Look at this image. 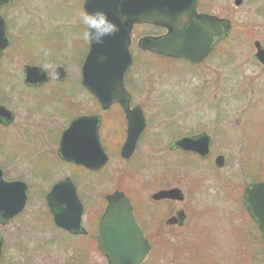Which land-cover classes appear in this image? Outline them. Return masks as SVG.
<instances>
[{
	"label": "rangeland",
	"instance_id": "374dc122",
	"mask_svg": "<svg viewBox=\"0 0 264 264\" xmlns=\"http://www.w3.org/2000/svg\"><path fill=\"white\" fill-rule=\"evenodd\" d=\"M81 1L15 0L4 10L14 11L12 17L8 16L12 18L9 22L14 38L2 59L0 71L1 83L9 79L16 82V89L12 85V94L7 95L10 98H5L6 105L18 113L13 127L19 124V116L25 115V107L11 97L14 94L27 96L31 103L36 94L39 95V91L26 89L22 84L24 64L45 62L43 64L50 72L61 65L67 71V79L72 82L70 86L62 84L43 88L44 97H41L36 106L32 105L34 112L31 111V117L26 116L29 118L26 122L30 121L28 127L31 131V144L15 138L11 133L13 127L0 130V137L6 136L9 140H5L6 146L0 148V166L6 177L26 179L34 170H38L44 183L48 182L44 190L38 187V182L36 185L31 182L27 202L30 208L42 205L40 196L53 182L65 176L71 177L85 206L84 222L100 216L105 205L103 195L115 189L125 191L133 202L141 200L151 206L149 200L151 201L150 195L154 191L161 187L181 186L185 193L182 201H175L171 209L168 204H162L161 208L156 206L165 213L163 218L170 215L169 210L172 213L176 209L185 208L188 213L187 223L193 224V232L204 234L215 241V254L219 259L217 264L235 263L236 258L232 255L233 238L240 237V242L235 247H242L246 251L253 248L247 236L251 233V225L232 219L233 216H229L228 212L235 207L239 211L236 203L240 202L243 187L256 174H252L253 169L248 164H251L254 156L263 157L264 154V146L258 150L253 149L251 138L247 139L250 140L247 144L244 138L237 135V127L248 117L245 113L252 108L253 99L254 106L258 105L255 104L258 99L261 100L253 90L264 87V79H245L253 70L245 63L251 54L249 41L252 38L244 33V30L248 31L254 25H264V0H242L239 5L235 4V0H200L202 6L206 4L208 13H217L216 15L231 20L232 32L227 43L223 44L224 50L230 49V54L234 56L236 51L239 52L236 60L226 59L224 53L220 60V55L213 54L202 65V73L198 70L199 67L191 68L183 62L158 60L150 54H143L136 47L140 33L136 31L132 35L133 62L125 74V85L131 94V102L141 106L146 127L129 160L123 159L119 154L124 139L118 135V125L123 116L121 109L113 106L108 111H99L97 101L80 85L79 69L87 51L86 41L78 28H82L79 22ZM233 26L248 38L239 39L240 35L237 37L238 33L233 31ZM28 37L33 45L37 43L35 46L39 49V54L27 58L25 55L24 58L21 53L23 49L19 45L23 44L25 47L24 42ZM23 39L26 40L22 43ZM206 67L218 68L219 75L212 71L206 72ZM57 87L60 90H56ZM55 91L63 94L58 97ZM55 110L59 114L54 113ZM93 112L102 115L99 137L109 159L99 170L86 172L83 168L57 158L55 137L57 131L60 132L75 114ZM40 115L41 118L36 120ZM172 126H176L173 130L180 134L201 130L209 133L212 136V156L209 160L202 162L194 157L168 151V142L174 139L172 129L169 128ZM218 127L223 128L225 134L221 135L217 131ZM39 128L46 132H41ZM42 135L47 136V144L39 143L37 136ZM35 151L39 157L34 155ZM218 154L225 158V165L221 169L216 168L213 163L214 156ZM9 229V226L5 228L8 236L4 235L0 257L2 264H66V258L72 252L61 245L66 238L64 232L52 225L43 232L33 231L37 233L35 239L18 240V247L13 238L9 237ZM51 243L60 246L48 247ZM91 250L90 247L87 250L89 259L85 264H104L103 258ZM240 254L243 256L241 259L239 256V261L243 263L245 260L247 264L251 252L250 255ZM151 260L154 264H169L168 257L162 256L157 250Z\"/></svg>",
	"mask_w": 264,
	"mask_h": 264
},
{
	"label": "water",
	"instance_id": "95a60500",
	"mask_svg": "<svg viewBox=\"0 0 264 264\" xmlns=\"http://www.w3.org/2000/svg\"><path fill=\"white\" fill-rule=\"evenodd\" d=\"M9 1L0 0V6ZM240 3L241 0H235L236 5ZM196 6L197 0H84V11L103 9L119 25V31L114 36L106 37L102 44L89 42V50L81 67V83L96 97L102 109H107L114 102L122 107L127 123V137L120 152L124 158L132 154L137 137L145 126L141 109L138 106L129 108V93L123 83L132 59L129 25L143 20L166 27L168 32L161 37L142 38L139 41L141 49L198 63L216 42L227 35L230 23L227 19L197 14ZM4 29L0 17V54L7 43ZM256 57L264 61V50L259 48ZM32 72H41L42 77H46L43 69L27 66L26 81L36 80ZM62 73L61 67L54 70L55 76ZM0 114L10 116L3 106H0ZM99 122L100 116L97 114L74 118L62 133L58 149L60 157L90 169L103 166L107 155L98 139ZM172 146L207 156L209 137L205 133L184 137ZM214 162L217 167H222L223 156H217ZM1 174L0 170V224H3L23 208L26 185L20 181H4ZM104 197L106 206L99 220L97 238L99 251L107 257L109 264H142L150 247L128 199L119 190ZM152 197L181 200L183 195L178 188H171L160 190ZM46 201L57 226L71 233L83 232L82 203L69 177L52 186L46 194ZM243 201L250 217L257 223L264 243V182L249 184L243 193ZM1 246L0 236V254Z\"/></svg>",
	"mask_w": 264,
	"mask_h": 264
},
{
	"label": "flooded vegetation",
	"instance_id": "af4514ba",
	"mask_svg": "<svg viewBox=\"0 0 264 264\" xmlns=\"http://www.w3.org/2000/svg\"><path fill=\"white\" fill-rule=\"evenodd\" d=\"M15 0L5 3L0 7V17L3 19V22L5 24V35L7 38V45L6 47L3 49L1 56H0V71L2 69V59L6 53L7 48L11 45V42L14 38V35L11 32V22L10 18L12 17L13 14V10H10L8 12H5V8L6 6L10 5L11 3H13ZM82 2L81 1V5H80V10L81 12H83L82 9ZM201 1L198 0V5H197V12L198 13H205L208 14V12L206 11V4L205 5H201L200 4ZM10 14V15H9ZM215 14V13H214ZM217 14V13H216ZM215 14V15H216ZM8 16H11L8 18ZM218 16V15H217ZM12 20V18H11ZM78 26V25H77ZM264 26V25H263ZM263 26H252L251 28H248V31L244 30V33H246V35H250V38H252L249 41V46L251 47V54L249 57L248 62H245L252 70L253 73L249 76V77H245V79H250L252 81H257L259 79H264V61H262L261 59H258L256 57L257 51L258 49H262L264 50V28ZM73 27V26H72ZM79 30L83 32V27L80 28L78 26ZM130 28H131V33L132 35L137 31L140 33L139 37L137 38L136 44L137 42L143 38L144 36H153V37H157L159 35H162L163 33H165V29L161 28L159 25H157L155 22H148V21H137V22H132L130 24ZM233 31H237L238 35L237 37L240 35L239 39H243L244 38H248L245 37L246 35H243L241 33L240 30H238L237 28H235L233 26ZM136 32V33H137ZM232 32V25L230 28L229 33L227 34V36L224 39H221L219 42H217L215 44V46L208 52V54L206 55L205 59L199 63V64H193L190 61L186 60V59H175V58H171V57H163V56H158L154 53H151L149 51H143L141 49L138 48V50L140 52H142L143 54H150L151 57H154L158 60H165V61H179V62H183L187 65H189L191 68H198L199 67V71L200 73H202L203 71V64L207 63V60L210 59L213 54L215 55H220V60H222V56L225 54L226 55V59H231L233 58V60H236L237 55H239V52H235V56L230 54V49H226L224 50V45L227 43L230 35ZM132 39V36H131ZM23 39L22 43L24 42ZM32 40L29 39V37L27 38V40L24 42L25 47L23 46V44L19 45V48H22V55L25 58L27 57H34L35 55L39 54V49L35 46L37 43H35L34 45L31 43ZM225 43V44H224ZM241 43V42H240ZM87 44V48H88V41H86ZM132 44V41H131ZM224 44V45H223ZM24 47V48H23ZM224 53V54H223ZM222 54V55H221ZM243 54V53H242ZM86 55V54H85ZM46 57V56H45ZM85 57V56H84ZM84 59V58H83ZM28 61V60H27ZM44 61H46V58H44ZM45 62L42 63H34V62H28L26 64H24L22 66V84L26 89H29L31 91H39V95L36 94V98L35 100L31 101L30 103V99L29 97H23L19 94H14L11 99L17 100L19 103H21L20 105H23V107H25V111L24 114L25 115H20L19 116V124L16 125L15 127H13V124L15 123V119H17L18 113L16 114L12 109H10L5 102H7V97L10 98V95L12 94V91L10 89H12V85L15 87V81H13L12 79H9L8 81L5 80L3 83L0 82V106H3L5 109H7V111H9L10 116L9 118L7 116H5L4 114H0V130L1 131H5L8 129H11L12 127L14 129L11 130V133L15 136V138H18L19 141H27L30 142V144L32 143V141H30V137L31 136V131L29 130V122L28 119L31 117L32 112H34V110L32 109V105H35L37 103H39L41 101V97H44L43 95V88L49 85H67L70 86L72 84L71 81H69V79H67V71L65 70V68L63 66V69L65 70V73H62L61 75L55 76L54 75V69H52V71L50 72L47 67L43 64ZM38 66L41 67L42 69L45 70L46 72V78H42L39 74V76L37 74H32V77L34 78V82H28L25 80V66ZM80 70V69H79ZM202 70V71H201ZM240 70V67H239ZM243 70V67L241 66V71ZM206 72H216L219 75V69L218 68H209L206 67L205 68ZM1 74V73H0ZM217 76V75H215ZM5 78V77H2ZM80 79H81V74H80ZM13 81V84H12ZM251 81V82H252ZM80 85H81V81H80ZM259 86V84H258ZM88 94H90L84 87H82ZM56 90H60L59 87H57ZM254 93H256L257 95L260 96L261 100L258 99V101L254 106V99H253V104H252V108L249 109L247 111L248 114L245 118V120L243 121V123L241 122L239 124V126L237 128H239V133L237 132V135L239 138H244L246 143H250V140L248 141L247 139L251 138L254 145H253V149L258 150V148H260L261 146H264V87L263 88H257L253 90ZM56 96H60L62 94H59L58 92H56ZM8 94H10L9 96H7ZM54 94V92L52 93ZM130 94V93H129ZM34 95V94H33ZM32 95V96H33ZM91 95V94H90ZM30 96V98L32 97ZM35 96V95H34ZM94 100L95 97L93 95H91ZM39 97V98H37ZM6 98V100H5ZM30 103V104H29ZM113 106H118L120 109L121 107L118 104H113L110 108H112ZM134 106H140L136 103L131 102V94H130V107H134ZM41 108V106H39ZM67 107V105H66ZM141 107V106H140ZM109 108V109H110ZM43 110H45V108H43ZM63 110V109H60ZM122 111V109H121ZM54 113H58L59 111H56ZM91 114H95L93 113H81V114H75L68 122V124L63 127L61 129L60 132H58L57 130V137H55L56 139V144H57V149L55 151V154L57 156V158L60 159V155L58 153V146L60 143V139L62 136V133L64 131V129L70 124V122L76 118L79 117L81 115H91ZM123 114V112H122ZM26 116H28L29 118H26ZM42 115H40V117H36V120H39L38 118H41ZM112 118V116H110ZM124 117V114L123 116ZM102 119V116H101ZM110 119V118H109ZM247 120H248V125L247 124ZM170 124V123H169ZM168 124V126H169ZM117 126V125H116ZM116 126H115V131H116ZM120 126L119 129V136L123 139V141L126 139L127 137V126H126V121L121 120V123L118 125ZM248 126V129H247ZM176 126H172L169 127L171 130V132L173 133V138L168 142V151L170 152H178L181 155L184 156H190V157H194L199 161L202 162H206L209 160L210 156H212V136L201 130L199 132L196 133H188V134H180L177 131H174L173 128ZM47 128V127H46ZM219 129H217V131L219 133H222L221 135L225 134V132L223 131V128L218 127ZM18 135H16V130ZM41 129V128H39ZM145 130V129H144ZM144 130L142 131V133L144 132ZM40 131V130H39ZM54 131V130H53ZM41 132H46V130H42ZM142 133L140 134V136L142 135ZM201 133H205L209 136V149H210V153L208 156H201L199 153L192 151V150H183L180 149L178 147H173V143L174 141L185 137V136H195ZM159 135V134H156ZM139 136V138H140ZM154 136V135H153ZM119 137V138H120ZM37 138H39V143H45L47 144V136H37ZM120 138V139H121ZM138 138V139H139ZM155 138V137H154ZM4 139L3 141H1L0 143V148L2 149L3 146H6V142L9 141L8 138L6 136L4 137H0V140ZM100 139V137H99ZM7 140V141H5ZM101 142V140H100ZM123 143V142H122ZM102 144V142H101ZM103 145V144H102ZM122 145V144H121ZM104 148V146H103ZM262 148V147H261ZM255 150V151H256ZM261 150V149H260ZM41 151V149H40ZM120 152V151H119ZM264 152V147L262 149V153ZM42 154V153H41ZM258 154V152H257ZM36 153L35 151V154ZM219 155V154H218ZM41 156V155H40ZM217 156V155H215ZM214 156V158H215ZM39 157V156H38ZM37 157V158H38ZM213 158V161H214ZM125 160H129V159H125ZM248 166H250L251 169H253V173L255 175H252V177L254 178L253 180L247 182V184L251 183V182H257V181H264V154L263 157H253L251 164H248ZM79 167V166H77ZM223 168V167H222ZM1 169V173H2V177L4 180L7 181H22L26 184V195H27V200L25 202L24 208L19 211L16 215H14L11 219H8L4 224H0V236L2 238V241H4V235L7 233V230H5V228L7 226L11 227V229H9L8 233H9V237L13 238L16 246L18 247V240L21 241H27V240H31V239H35L37 233H34L33 231H45L44 229L46 228H50L51 225L54 226V228H56L58 231H63L65 234V237L62 242L61 245L62 246H66V248L69 250H71L72 252L69 254V258H66L67 262L66 264H85L87 263L88 259H89V255H87V250L88 248H92V252L97 253V255H99L100 257L103 258L104 260V264H109L107 258L105 255H103L97 248V238H98V234H99V216L96 219H92V221H87L84 222V218L82 216V228L84 230V233H79V234H74L71 233L67 230H63L57 226H55L52 215L49 211V208L47 206V202H46V193L48 192V190L50 189V187L53 185V183L50 185L49 189L47 191H43L42 196H40V199L42 200V205L41 206H37L30 208L27 205L28 202V195H29V191L31 188V182L35 183L36 182L39 183L40 189H43L47 186V183H44L45 180H43V177L41 178L38 175V170H34L33 174L29 175V178H24V177H6V174L3 170V168L0 166ZM221 169V168H220ZM176 187V186H173ZM166 188H170V187H161L159 189H166ZM182 194H183V199L185 198V193L183 191V188L181 186L178 187ZM157 189V190H159ZM131 206L133 208V211L135 213L136 216V221L137 223L143 228L144 232H145V237H146V243L147 245L150 247V254L148 255V258L146 259L145 262H143V264H154V262L151 260L153 253L157 250L159 251L162 256L168 257V263L169 264H217L218 262V257L215 254V241L205 237L204 234H197L195 232H193V224L190 222L187 223V219H188V213L187 210L185 208H179L174 210L172 213L169 210V216H167L165 219L163 218L165 216V213L163 214V211L158 210V206H160V208L162 207V204H168L170 206V209L173 206V203H175L176 200H170V199H158V200H154L151 195V201L149 200V205H147L146 203H144L143 201L139 200L136 202H133L131 200V198L129 196H127ZM182 200H179V202ZM236 205L238 206L239 211L237 210V208L235 207L231 212L229 213V216H233L232 219H238L242 220L243 222H246L247 225H251L250 230L251 233H248V240L252 242V246L253 248L248 249V251H246L244 248L241 247V249H239L238 247H235L236 245H238L240 242V237H234L233 238V244H234V248L232 249V255L236 258L235 259V263L233 261V264H245V260L243 261V263L241 261H239L241 259V257L243 255H241L240 253H243L245 255V253L249 254V252H251V258L248 259V263L247 264H264V244H263V237L262 234L260 233L256 223L253 221V219L250 217V214L248 212V210L246 209V205L244 203V201L240 200V202L238 201L236 203ZM157 206V208H156ZM37 209H39V211H37ZM149 209L151 211H149ZM163 209V208H162ZM84 210H85V206L83 204V215H84ZM39 212V213H38ZM40 214V215H39ZM45 214V215H43ZM241 214V216H240ZM233 221V220H232ZM199 225V224H198ZM177 230V231H176ZM11 231V232H10ZM169 231V232H166ZM176 231V232H175ZM8 236V234H6ZM244 237L242 236V241H243ZM65 242V244L63 243ZM258 248H254V246H256ZM2 246H3V242H2ZM51 246H60L59 244L55 245V243L52 245H49L48 247ZM250 255V254H249ZM240 256V259H239ZM255 258H257V260H255ZM156 264V263H155ZM158 264V262H157Z\"/></svg>",
	"mask_w": 264,
	"mask_h": 264
},
{
	"label": "clouds",
	"instance_id": "9594fccd",
	"mask_svg": "<svg viewBox=\"0 0 264 264\" xmlns=\"http://www.w3.org/2000/svg\"><path fill=\"white\" fill-rule=\"evenodd\" d=\"M79 22L83 27L82 38L90 43L102 44L106 37L119 31V25L103 9L81 12Z\"/></svg>",
	"mask_w": 264,
	"mask_h": 264
}]
</instances>
